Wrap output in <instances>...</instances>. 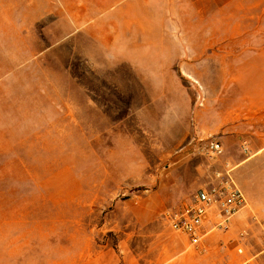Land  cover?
<instances>
[{
  "label": "rangeland",
  "instance_id": "1",
  "mask_svg": "<svg viewBox=\"0 0 264 264\" xmlns=\"http://www.w3.org/2000/svg\"><path fill=\"white\" fill-rule=\"evenodd\" d=\"M262 64L264 0H0V264H264ZM227 162L194 247L168 214Z\"/></svg>",
  "mask_w": 264,
  "mask_h": 264
},
{
  "label": "built area",
  "instance_id": "2",
  "mask_svg": "<svg viewBox=\"0 0 264 264\" xmlns=\"http://www.w3.org/2000/svg\"><path fill=\"white\" fill-rule=\"evenodd\" d=\"M195 151L210 162L225 155L224 145L217 139L199 142ZM223 168L211 170L208 182L194 199L168 214L171 228L186 236L194 247L203 244L211 233L229 229L232 220L247 206L244 193L235 184L232 164L227 162Z\"/></svg>",
  "mask_w": 264,
  "mask_h": 264
},
{
  "label": "crops",
  "instance_id": "3",
  "mask_svg": "<svg viewBox=\"0 0 264 264\" xmlns=\"http://www.w3.org/2000/svg\"><path fill=\"white\" fill-rule=\"evenodd\" d=\"M261 69L264 71V64L261 65ZM246 97H247V96H246ZM248 98H249V97H248ZM184 262H185V260H184V261L182 260L181 264H184ZM187 264H191V262L188 261Z\"/></svg>",
  "mask_w": 264,
  "mask_h": 264
}]
</instances>
